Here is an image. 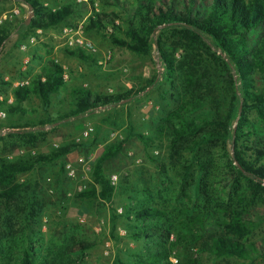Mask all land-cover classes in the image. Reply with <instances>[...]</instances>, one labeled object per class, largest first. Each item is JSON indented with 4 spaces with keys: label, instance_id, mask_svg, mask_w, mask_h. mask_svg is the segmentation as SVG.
I'll return each mask as SVG.
<instances>
[{
    "label": "trees",
    "instance_id": "16d2710c",
    "mask_svg": "<svg viewBox=\"0 0 264 264\" xmlns=\"http://www.w3.org/2000/svg\"><path fill=\"white\" fill-rule=\"evenodd\" d=\"M52 1L53 5L45 0H15L32 8L35 15L30 25L25 20L16 26L9 20L0 27V53L22 24L33 32L29 39L39 30L47 32L83 24L86 37L108 40L115 47L139 57L151 56L156 47L164 69L163 81L181 91L177 107L162 119L158 138L131 129L122 142L101 151L92 164L94 184L80 192L79 197L113 200L116 187L112 186L105 166L118 157L133 137L147 150L157 144L156 140L163 142L164 139L179 154L190 148L198 161V175L191 184V204L180 212L144 202L152 200L125 207L128 238L145 242L155 250L146 255L130 254L129 260L119 256L114 264H206L201 258L188 257L189 251L197 247L202 248L200 253L208 258L225 261L222 264L264 261V238L252 239L264 224V202H254L249 196L264 194V0ZM96 2L100 12L94 10ZM66 51L74 58L98 65L97 57L83 49L66 47ZM49 64L33 75L29 84L12 89L14 104L0 102V108L6 110L8 116H26L30 111L26 105L35 100H39L49 114L54 99L68 89L64 67L55 60ZM157 82L158 77L153 78L149 86ZM147 89L133 85L103 94L75 86L68 113L56 121L42 120L39 126L9 124L3 129L12 131L3 136L29 138L33 145L46 137L48 125L70 123L98 110L129 103ZM172 97L176 96L172 94ZM21 128L28 130H17ZM83 143L74 141L49 153H29L17 160L0 157V232H4V228L12 229L18 214L13 202L26 185L18 182L19 175L69 158ZM210 147L220 149L225 155L232 187L246 185L248 190L247 194H238L230 204L215 202L210 196L209 181L214 169L208 155ZM184 169L181 181H185L190 170L187 166ZM36 207L30 205L27 209L29 223L38 221L40 212ZM92 246L80 242L75 247L87 251ZM171 255L177 257V262L170 259ZM21 263L49 264L46 260L35 263L28 244Z\"/></svg>",
    "mask_w": 264,
    "mask_h": 264
},
{
    "label": "rangeland",
    "instance_id": "374dc122",
    "mask_svg": "<svg viewBox=\"0 0 264 264\" xmlns=\"http://www.w3.org/2000/svg\"><path fill=\"white\" fill-rule=\"evenodd\" d=\"M45 2L54 4L52 0ZM0 7L3 9L20 7L23 10L21 17L12 19L16 26L31 16V10L20 4L1 2ZM104 10L111 9L104 7ZM62 31L63 28L60 27L43 34L35 33L39 38L37 51L42 50V55L40 53L34 55L32 49L29 53H24L21 49L33 34L22 24L0 53V95L12 94L14 83L30 80L34 71L39 72L43 67L49 66L51 60L61 64L69 77L66 80L68 89L54 99V105L48 115L40 101L35 100L33 104L26 105L30 110L26 116L9 115L7 119H0V157L17 160L33 152L49 153L57 148V144L65 146L73 143L74 138L86 126L92 125L95 127L92 138L76 148L79 158H85L88 164L78 165V177L75 180L67 176L65 169L67 158L52 165L41 166L31 173L19 175L18 182H25L26 185L24 191L13 202V209L17 210L15 214H18L15 216L12 229L4 228V232H0V264H22L27 244L33 250L35 263L46 260L49 264H114L119 256L129 260L130 254L146 255L154 251L155 247L128 238L129 221L123 215L125 207L136 206L143 200H152L144 202L177 213L189 206L190 199L193 198L191 184L198 175V161L194 157V152L187 148L181 150L179 154L178 151L171 149L164 138L163 142L156 140L157 144L147 150L136 137L124 145L116 159L106 163L107 175L119 176L113 200L106 202L79 197L80 186L88 188L94 184L93 170L86 168L89 166L92 168L101 151L111 144L122 142L131 129L151 138H158L159 128L163 124L162 119L177 107L176 100H179L178 95L181 91L173 89L169 83L163 81L164 69L156 47L151 56L139 57L125 49L115 47L108 40L87 36L96 43L101 52H113V59L107 66L101 67L70 56L66 51ZM49 46L53 47L50 49ZM26 57H30L31 62L23 69ZM156 77L158 82L149 86V82ZM133 85L148 89L137 99L129 103L124 102L118 107L101 109L70 123L48 125L46 137L40 138L33 145L29 138L20 136L12 138L1 134V130L9 127V124L39 126L42 120L56 121L59 116L70 111L72 89L75 86L111 94L131 88ZM172 94L176 97L173 98ZM113 133H119L123 138H113ZM208 150V155L214 163L209 181L212 200L230 204L238 194L242 192L247 194L246 185L232 187L228 176L230 173L228 161L223 152L214 147ZM184 166L190 170L185 175V181H181L180 175L185 171ZM249 196L254 202H264L262 192L257 195L251 193ZM30 205L37 206L40 212L36 222L29 223L26 218ZM119 209H123V213H119ZM263 238L264 224L252 239ZM80 242L93 246L87 251L79 250L75 246ZM108 243L110 248H107ZM201 249L200 247L191 249L188 257L201 258L206 264L225 262L208 258L200 253ZM107 250L108 255L105 254ZM170 259L177 262L174 255H171ZM257 264H264V261Z\"/></svg>",
    "mask_w": 264,
    "mask_h": 264
},
{
    "label": "built area",
    "instance_id": "2783aa9c",
    "mask_svg": "<svg viewBox=\"0 0 264 264\" xmlns=\"http://www.w3.org/2000/svg\"><path fill=\"white\" fill-rule=\"evenodd\" d=\"M80 2L82 0H79ZM27 6V5H25ZM28 7V6H27ZM94 10L96 12H100V6L99 3L96 2L94 5ZM22 9L20 7H14L13 9H5L3 10L0 8V27L3 26L7 21L18 18L22 15ZM38 34H43L42 30H39L37 32ZM62 36L64 39L65 46L70 49H83L84 51H87L88 53L94 55L97 57L98 65L101 67H105L109 64V62L113 59V52L107 51V52H101L99 47L96 45V43L86 37V35L83 32V24H80L79 26H65L62 31ZM39 42V38L36 35H33L27 43L22 45V51L24 53H29L31 48L33 46H36ZM31 59L30 57H26L24 59L25 69L30 64ZM65 80H67L69 77L65 74L64 75ZM45 81V79H43ZM30 83V80H24L21 82H16L13 84L12 88H16L22 85H27ZM130 86V85H129ZM0 102L7 103L8 105H12L15 102V98L12 94L10 95H0ZM8 113L6 110L0 111V119H7ZM12 130L9 128H5L1 130L2 135H6L7 133L11 132ZM95 133V128L92 125L86 126L75 138L74 141L77 144L83 143L89 139L92 138V136ZM113 138L122 137L119 133H113ZM123 138V137H122ZM57 148L60 147L59 144L56 145ZM22 154L24 152H21ZM33 154H36V152H33ZM88 162L85 160V158H79L77 162L68 161L66 163V173L67 176L75 180L78 177V165H87ZM88 170H91L92 168L89 166L86 168ZM110 181L112 186L116 187L119 184V176L117 174H113L110 177ZM86 189L85 186H80L78 190L80 192L84 191ZM119 213H123V209L118 210ZM104 221V220H103ZM110 243L107 244V248H110ZM106 255L109 254L108 250L105 252ZM173 261V260H172Z\"/></svg>",
    "mask_w": 264,
    "mask_h": 264
},
{
    "label": "crops",
    "instance_id": "0c3cea01",
    "mask_svg": "<svg viewBox=\"0 0 264 264\" xmlns=\"http://www.w3.org/2000/svg\"><path fill=\"white\" fill-rule=\"evenodd\" d=\"M10 4H19V3H17V2H15V0H12V2H10ZM20 5H22L23 7H25V8H27V9H29V7H27V6H25L26 4H20ZM31 10V9H30ZM22 12H23V10H22ZM22 15H23V13H22ZM21 15V16H22ZM20 16V17H21ZM19 18V17H18ZM44 33V32H43ZM52 34H50V36H51ZM53 46H49V48L51 49ZM58 48V47H57ZM56 48V49H57ZM32 54H38V53H40L41 55H42V50L40 51H37V47L36 46H33L32 48ZM37 51V52H36ZM23 69H25V68H23ZM37 73V71H34V73H33V75L34 74H36ZM97 155V154H96ZM68 159V161H73V162H77L78 160H79V156H78V152H76V150H75V152L74 153H72L70 156H69V158H67ZM67 161V162H68Z\"/></svg>",
    "mask_w": 264,
    "mask_h": 264
},
{
    "label": "water",
    "instance_id": "95a60500",
    "mask_svg": "<svg viewBox=\"0 0 264 264\" xmlns=\"http://www.w3.org/2000/svg\"><path fill=\"white\" fill-rule=\"evenodd\" d=\"M31 9H32V8H31ZM34 15H35L34 12L31 10V16L28 18V20H27V22H26L27 25H30V24H31Z\"/></svg>",
    "mask_w": 264,
    "mask_h": 264
}]
</instances>
